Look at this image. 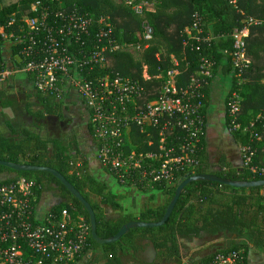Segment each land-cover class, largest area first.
Instances as JSON below:
<instances>
[{"label": "trees", "instance_id": "1", "mask_svg": "<svg viewBox=\"0 0 264 264\" xmlns=\"http://www.w3.org/2000/svg\"><path fill=\"white\" fill-rule=\"evenodd\" d=\"M30 1V0H29ZM128 0H55L62 8H76L94 18L107 17L111 24V37L114 43L123 45L119 50L110 53L106 59L105 70L97 73L112 71L122 77H127L142 82L147 94L142 101L156 97V91L161 86L162 77L156 78L159 71L165 70L170 65V57L174 56L179 65L177 85L185 86L193 73L200 68L201 59L213 61L212 75L221 71L224 75L231 74V85L222 96L224 101L225 127L230 133L232 141L238 150L250 146L255 150L250 166L242 163L234 167L226 154H221L217 162L210 161L206 149V121L207 108L210 101L209 85L204 87V106L201 111L203 121L202 129L194 147L199 164L194 168H183L174 174L173 184L166 186L164 182H156L153 186L161 189L166 196L165 200L157 206H148L138 214L124 213L118 200L121 196L113 194L108 185L96 179L89 168V161L82 152L80 144L74 134L66 142L60 138L43 139L37 133L25 127L16 128L15 124L6 120L0 121L11 133H18V138L6 137L0 134V160L13 163H26L35 166H44L55 169L74 188L80 192L84 199L91 205L96 218V234L100 238L115 235L118 229L129 221H159L171 200L180 181L192 174H213L233 180H260L264 179V0H146L153 3L152 10L145 13L144 17L137 16L131 10ZM140 0H134L135 3ZM57 2V3H55ZM197 13L200 20L199 31L186 33L194 21ZM29 10L28 0H0V25L5 26L7 21L14 17L16 20L33 16ZM253 17L263 21L262 24L252 25L249 35L245 38L246 55L250 65L242 73L244 79L238 85L237 69L233 68V43L231 37L234 28L241 27L242 20ZM142 18L146 19L153 27V36L144 40L140 24ZM86 40V37H82ZM187 43L184 45L183 43ZM149 44V48L145 46ZM130 47L137 48V52L130 51ZM161 50V53H159ZM16 48H12L10 63L14 69L22 67L21 57L16 55ZM159 53L157 59L155 54ZM1 59V54H0ZM146 68L151 77L144 80L142 73ZM164 75V73H163ZM32 91L26 93L24 107L36 126L41 119L47 116H58L61 102L54 100L55 96L43 95L36 92L32 85V75H24ZM92 75H87L91 78ZM211 79L209 81V84ZM240 96L239 109L233 119L230 116L227 103L232 92ZM35 98L36 101H28ZM18 98L7 94L0 88V106L16 109ZM35 105L37 106L36 108ZM91 113V112H90ZM0 116L9 117L0 112ZM238 124V128L234 125ZM87 130L92 144L96 150L100 149L103 142L94 135L87 122ZM147 132L140 133L137 129L131 136L136 152L157 151L158 136L153 128L148 133L154 141L152 146L146 144ZM166 140L167 147L176 143L177 137L185 143L187 136L183 132L170 134ZM259 134L261 139L254 135ZM100 140V141H99ZM178 152L179 145H174ZM105 167V166H104ZM106 172L115 177L114 171L105 167ZM12 173L15 177L34 179L38 195L47 192L55 199L51 207L52 212H59L68 204L74 205L78 212L85 218L90 226L89 216L82 204L68 189L51 173L46 171H15L0 165V176ZM137 176L132 177L137 188L141 182ZM136 179V181H134ZM9 179H1L6 183ZM172 183V182H171ZM144 192V191H143ZM103 206L118 210L112 218H106ZM223 236L224 243L215 247L197 259H191L189 264L209 259L213 254L243 248L245 255L249 248L264 253V186L251 188H236L214 181L198 180L186 184L165 223L156 227L131 228L122 237L112 243L98 244L90 235L84 252L69 264H127L136 263L141 259L139 251L145 247L143 240H148L157 250L159 258L176 259L181 263V241L197 240L202 237ZM245 260V264H249Z\"/></svg>", "mask_w": 264, "mask_h": 264}, {"label": "built area", "instance_id": "2", "mask_svg": "<svg viewBox=\"0 0 264 264\" xmlns=\"http://www.w3.org/2000/svg\"><path fill=\"white\" fill-rule=\"evenodd\" d=\"M54 1L28 0L33 16L19 20L11 17L6 23L8 31L0 25V85L15 74L29 73L33 89L43 95H54V100L75 91L88 113L94 135L103 142L97 149L98 158L114 171L120 183L127 181L136 186L131 179L138 175L136 179L142 187L153 186L156 182L171 185L176 179L175 173L197 166L195 140L203 125L204 87L212 79L213 61L202 58L200 68L193 71L189 82L178 86L179 65L171 56L169 67L155 75L162 77L156 97L142 101L148 89L139 80L108 70L97 73L105 70L108 55L123 47L114 43L108 18H94L76 8L65 9L57 2V6L54 5ZM127 3L140 17L153 7L146 0L137 3L128 0ZM199 20L195 13L192 25L185 30L188 35L199 31ZM262 23L248 17L242 20L241 27L232 30L233 68L237 69L238 85L244 80L243 71L250 65L245 38L252 25ZM140 27L143 39L150 40L153 36L150 23L142 18ZM14 47L22 60V67L18 69L10 63ZM149 47L147 43L145 49ZM5 48H8V59L4 55ZM159 53L155 54L157 59ZM87 75L92 77L87 78ZM142 76L144 80L151 78L146 68ZM240 100L237 92H232L227 103L232 123ZM234 127L238 128V124ZM149 128L157 132V151L136 152L131 142L134 130L147 132L146 144L152 146L154 141L148 133ZM168 132H183L187 136L185 143L171 137L177 139L178 152L174 151V141L167 147ZM254 136L261 139L259 134ZM254 152L250 146L240 149L243 163L255 172L256 169L249 165ZM7 179L8 182L0 183V264H69L84 252L91 230L74 205L70 203L59 212H52L50 206L42 214L39 187L34 179L15 176ZM246 259L245 250L239 248L215 253L194 264H245Z\"/></svg>", "mask_w": 264, "mask_h": 264}, {"label": "rangeland", "instance_id": "3", "mask_svg": "<svg viewBox=\"0 0 264 264\" xmlns=\"http://www.w3.org/2000/svg\"><path fill=\"white\" fill-rule=\"evenodd\" d=\"M152 8L153 7H149V9ZM5 51H8V48H5ZM130 51L135 54L137 48L130 47ZM20 75L21 74H17V77L15 76L16 80H19L21 77ZM13 79H9L1 84L0 88L18 98L20 105L12 110V117L0 116V121L5 122L8 120L15 124L16 128L25 127L30 131L37 133L43 139L60 138L66 142V140L74 134L80 144L82 152L88 158L89 168L92 175L108 185L109 190L113 194L121 196L118 202L122 207L121 211L124 213L138 214L142 209L148 206H157L165 200L166 196L162 193L161 189H157L153 186H141L137 188L135 185L127 184V181L125 183H120L114 176L106 172L104 167L106 164H102L98 158L97 150L92 144L91 137L87 130L88 113L82 106L83 104L75 91L60 95V100L58 101L61 102V109L58 116H47V123H41L36 126L34 119L28 115L24 107L25 103H27L26 93L32 91V88L30 85L26 86L20 82L17 87L12 86L10 83ZM212 81L214 82L213 91L211 92L213 98L208 107L206 121V149L210 156V161L215 163L221 154H231L230 158H237L240 163L241 161L243 163L240 150L237 149L235 143L232 141L230 133L225 127L224 108L220 103L226 84L231 85V74L227 76L221 73V71H216L212 76L211 82ZM28 101L36 100L35 98H30ZM36 107L37 106L35 105L34 108ZM0 134L6 137L18 138V133H11L3 123H0ZM12 176H14L12 173H5L1 175L0 178L7 179ZM109 179H112V184L111 181L109 183ZM173 183L174 182H172V184ZM165 185L169 186V183L167 182ZM40 198L39 209L42 214L45 213L50 206H53L56 203L51 193L44 192L40 194ZM103 208L106 218L115 217L119 212L118 210H112L107 206H103ZM224 240L225 238L223 236H217L181 241L180 256L182 264H187L191 262V259H197L200 256L214 251L215 247L224 243ZM253 253L254 249L250 247L247 254L248 259ZM75 264L78 263L75 262Z\"/></svg>", "mask_w": 264, "mask_h": 264}, {"label": "water", "instance_id": "4", "mask_svg": "<svg viewBox=\"0 0 264 264\" xmlns=\"http://www.w3.org/2000/svg\"><path fill=\"white\" fill-rule=\"evenodd\" d=\"M0 112L6 113L9 117L13 116L12 109L10 107H1L0 106ZM0 165L8 167L15 171H46L54 175L67 189L68 191L78 199V201L82 204L86 212L89 216V222H90V230H91V236L98 244H105V243H112L117 240H119L122 235L127 233L131 228H139V227H156L161 226L165 223V221L169 218L184 186L190 182L198 181V180H206V181H214L218 182L224 185L236 187V188H251L256 186H264V179L260 180H252V181H245V180H233L228 179L224 177H220L213 174H207V173H201V174H192L188 175L184 179L180 181L178 186L176 187L174 194L169 201L165 212L162 216V218L157 222H147V221H129L125 224H123L117 231V233L111 237L108 238H100L96 234V218L95 214L93 212V209L91 205L84 199V197L80 194L79 191H77L74 186L69 183L64 176H62L59 172H57L55 169L50 167H44V166H35L31 164L26 163H13L9 161H3L0 160ZM142 244L147 245L146 248L142 251H139V254L142 258H145L146 263H151L157 253V250L153 246L151 242L148 240H143ZM179 264V263H175Z\"/></svg>", "mask_w": 264, "mask_h": 264}, {"label": "crops", "instance_id": "5", "mask_svg": "<svg viewBox=\"0 0 264 264\" xmlns=\"http://www.w3.org/2000/svg\"><path fill=\"white\" fill-rule=\"evenodd\" d=\"M8 53H9L8 51H4V55H5V58L6 59H8V57H9V54ZM16 75H13V78L14 79L12 78L13 81L10 83V84H12V86H15V87L19 86L18 85L19 82L22 83V84H25L26 86H29L30 85L29 82H28V80H27V78L24 75H22V76L20 75L21 77L19 78V80H16V77H17ZM12 79H10V80H12ZM262 81L264 82V78H262ZM213 86H214V82L212 81L209 84L210 101L213 98V95L211 93L213 91L212 90L213 89ZM229 87H230V85L229 84H226V86H225V88L223 90L222 96L228 90ZM7 94H10V93H7ZM210 101H209V104H210ZM220 103L223 105V108H224V101L222 100V98L220 99ZM208 107H209V105H208ZM207 116H208V108H207ZM230 156H231V154H228L227 155V158H228L229 161H231L233 163L234 167H240L242 165V161L240 163V161L237 158H234V157H231L230 158ZM108 181H109V183L111 181V184H112V179H109ZM248 260H249V264H264V253L263 252H259V251H257V250L254 249V253L252 255H250V258ZM73 264H75V263H73Z\"/></svg>", "mask_w": 264, "mask_h": 264}, {"label": "flooded vegetation", "instance_id": "6", "mask_svg": "<svg viewBox=\"0 0 264 264\" xmlns=\"http://www.w3.org/2000/svg\"><path fill=\"white\" fill-rule=\"evenodd\" d=\"M34 122H36L35 119H34ZM41 123H47V117L38 121V124H41ZM146 246L147 245H145L144 249L146 248ZM175 263H178V261L176 259H167V258H162V257L159 258L157 253H156L155 258L151 263H146L145 258L141 257V259H139L138 262H136V263L131 262V263H127V264H175ZM180 264H182V262Z\"/></svg>", "mask_w": 264, "mask_h": 264}]
</instances>
